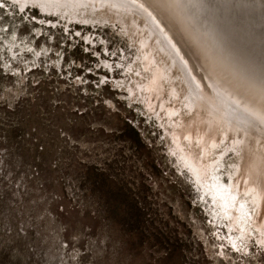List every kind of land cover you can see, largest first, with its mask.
<instances>
[{
	"label": "rangeland",
	"instance_id": "374dc122",
	"mask_svg": "<svg viewBox=\"0 0 264 264\" xmlns=\"http://www.w3.org/2000/svg\"><path fill=\"white\" fill-rule=\"evenodd\" d=\"M137 1L154 44L118 16L0 0V264H264V149L209 130L163 61L172 40L195 99L209 81L247 104L237 46L186 3Z\"/></svg>",
	"mask_w": 264,
	"mask_h": 264
},
{
	"label": "bare ground",
	"instance_id": "6f19581e",
	"mask_svg": "<svg viewBox=\"0 0 264 264\" xmlns=\"http://www.w3.org/2000/svg\"><path fill=\"white\" fill-rule=\"evenodd\" d=\"M25 1H29L30 3L33 2L32 3L33 5H36L37 7H39V9L43 10L44 12L48 11V9H45V10L43 9L44 7L47 8V6H45V4L43 2H54L55 4H50L49 6L59 9V11L63 10L64 12H67V14L69 16L75 15V16H72L70 18H73V19L77 18L80 20L83 19L84 21H88L89 19H92L91 14H94V12H95V14L96 13H98V14L99 13H105V14H111L114 16H118V17H121L124 22L126 21L128 24L130 23L135 29H137L139 35L144 34L146 36V38L142 37V39H143L142 44L148 42V40H151V44H154L153 38L151 39L150 37H148L149 33L146 30L147 24L149 26H151V24H153V22L150 19V16L146 12L148 10V8L145 7L143 4L140 5L141 3L139 4V2L137 0H119L122 3H125L126 6H127V4H130L133 6L135 5L134 6L135 8L133 7V9H132V6H131V9L122 7L123 4H121V3H118L119 5H117V4H115V2H116L115 0H25ZM173 2L175 4L178 3L180 6L184 2L188 5L189 8L191 5V3H189V1H186V0H179V1L174 0ZM56 3H58V4H56ZM169 4H170V2H169ZM169 4H168L169 8L172 11H174L176 9L174 7L175 4H173V3L170 5ZM198 4L201 5L200 2H198ZM198 4L196 3L197 6H199ZM62 5L74 6L75 8L76 7L83 8V9H85V12H83L81 10H77V9H75L76 12H69V10L64 9V7ZM120 5H122V6H120ZM128 7H130V6H128ZM86 9H88L90 12H87ZM138 9H142L141 11H143V13L146 15V16L144 15L146 17V22H147L146 25L143 21L139 20L136 17V15H134V12L139 11ZM216 9L217 8L214 7L213 12H210V15H208L210 18L216 19V17H217ZM189 11H190L191 16H195L194 11H192V8ZM48 12H51V11H48ZM135 14H137V13H135ZM137 21H139V23ZM77 22H81V21L78 20ZM219 22L220 21L216 20V24H215L216 27H214V29L212 31L215 34L210 32L212 35H214V38H215V36H218V34L220 32L224 31V28L228 29L231 26V25L228 26V23H226V26H228V27H226L225 24H223V23L219 24ZM81 23H83V22H81ZM140 23H142V24H140ZM202 26H204V24H202ZM202 26L200 25V27L203 30H206V28H204ZM216 40H218V39L216 38ZM228 40L231 43L230 45H232V43L234 41H236L233 38H228ZM170 41L172 42L170 49L173 51L171 52V54L168 51V54L163 61L164 62L170 61L172 63V65H174V67H176L174 60H176L177 57H179L180 60H178V61H181L183 63V64L178 63L179 64L178 67L180 68V70L177 69V71L179 73L178 74L179 80L177 82L180 84V89L182 90L180 92V95L178 94V96H180L179 97L180 103L181 104H182V102L186 103V105H188V107L190 108L189 110L194 111L195 116L197 115L196 117L199 119L202 118L203 119V120L201 119L202 122L206 123L207 126H209L208 127L209 130L211 129L213 131H217L223 137L227 133H232V132L234 133L237 130L241 131L240 135L238 134V139L242 140V137H244L247 140V142H249L248 140H254L253 142H255L254 143L255 145L257 144L258 150L261 151L262 149H264V116L261 114L262 112H260V110H258V108L254 107L252 104H250V102H248V100L250 98L254 97L256 99L261 100L262 103H264V101L260 98L263 94L257 90V88H256L257 86L251 88L250 87L251 84H248V86H247V82H246L245 85L247 86V94L245 93V95L249 97V98H247L245 95H243V99H245V98L248 99L247 104H246L245 101H241L234 96L231 97L230 94L227 93V91H223L222 89H218L213 84V82L207 81L209 86H210V89H212V95L210 94V92H207L209 94L208 96L211 100L208 99L210 103L206 102L207 103L206 105L204 103H201L199 100L195 99L192 96V92H191L192 86L194 89L199 87L198 75H196L197 76V78H196L193 74V71L189 68V66H187L185 58L181 53L183 50L180 48V46L177 47V45L174 44V42L172 40H170ZM170 55H172V57ZM249 62L251 64H252V62H254V64H256V65H258L260 63L258 59H253L252 62L251 61H249ZM181 66H182V68H181ZM249 68H253V67L249 66ZM230 73L232 74L234 72L230 71ZM183 89H184L185 93L182 94ZM227 97H228V99H227ZM231 100L233 101V103H231ZM184 103H183V105H184ZM174 115L175 114H173L171 117H173ZM168 116H170V115H168ZM200 123L201 122H199V124ZM196 128H195V131L197 130ZM200 129H202V127ZM186 130L187 129H185L184 131H186ZM188 132H190V131H188ZM259 133L263 136L262 138L259 137V135H258ZM194 136H195V134H194ZM252 136H253V138H252ZM197 138H198V136H197ZM253 153H255V152H253ZM253 164L254 165L253 166L251 165V167H250V170H252L251 172H253L252 167L253 168L256 167L257 161H255V162L253 161Z\"/></svg>",
	"mask_w": 264,
	"mask_h": 264
},
{
	"label": "water",
	"instance_id": "95a60500",
	"mask_svg": "<svg viewBox=\"0 0 264 264\" xmlns=\"http://www.w3.org/2000/svg\"><path fill=\"white\" fill-rule=\"evenodd\" d=\"M155 1L166 10H171L168 6L169 2L170 4H174V0ZM186 1L191 3L188 10L192 8V11H194L195 16H192V18L193 22L197 24V27L200 26L199 22L203 23V21H205L208 27L210 26L214 29V27H216V20L220 21L219 24L223 23L226 26V23H228V26L231 25L228 29L224 28V31L218 34V37L225 36L226 39L233 38L236 40L232 45L236 44L239 55L233 57L230 63L233 68L230 71H233L236 75L230 73V76L235 80L238 77L237 72L241 73L244 80L243 85L247 82V86L251 84V88L257 86V90L263 94L260 98L264 101V0ZM195 2L197 4L200 2L201 5L198 4L199 6H197ZM214 7L217 8L216 19H212L208 16L210 12H213ZM172 15L175 14L172 12ZM197 27L195 26V28ZM191 28H193L192 25ZM212 31L211 33H213ZM229 44L231 43L229 42ZM253 59H258L260 63L258 65L254 64V62H252ZM249 61H251L252 64ZM213 62L214 61H212V64L214 65ZM249 66L253 68H249ZM247 86L245 85L246 89Z\"/></svg>",
	"mask_w": 264,
	"mask_h": 264
}]
</instances>
